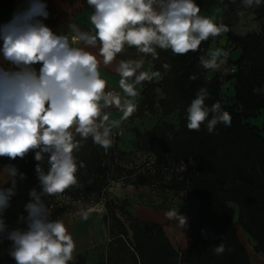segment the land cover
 I'll use <instances>...</instances> for the list:
<instances>
[{
  "label": "clouds",
  "instance_id": "clouds-1",
  "mask_svg": "<svg viewBox=\"0 0 264 264\" xmlns=\"http://www.w3.org/2000/svg\"><path fill=\"white\" fill-rule=\"evenodd\" d=\"M262 2L242 0L245 8ZM86 3L92 10L87 30L70 23L67 33L54 32L44 23L50 15L45 0H26L9 21L0 24V157L24 159L34 152L40 184L39 191L32 188L28 193L26 215L21 213L16 220L26 227L10 228L5 213L26 174L12 164L0 171L10 185L0 187V241L12 242L8 255L15 264H72L75 240L63 220L51 217L46 198L76 183L74 153L81 146L79 141L91 137L107 151L113 144L112 130L138 107V86L162 79L159 71L144 70L142 60H120L115 69L119 91L109 90L101 64L111 65L125 47L153 59H158L157 49L186 55L229 30L215 16L202 15L196 0ZM94 48L98 55L90 51ZM228 57L227 50L217 47L201 55L199 64L205 70H216ZM163 67L168 70L171 66L166 63ZM208 99V90L201 87L188 106L190 131L199 132L204 125L212 133L218 124L231 125L230 113L219 102L208 105ZM109 109L120 112L119 119L112 118ZM45 154L47 171L42 167ZM166 215L178 219L182 228L186 226L178 210ZM82 218L86 220L87 214ZM225 250L223 242L214 248L217 255Z\"/></svg>",
  "mask_w": 264,
  "mask_h": 264
},
{
  "label": "trees",
  "instance_id": "trees-1",
  "mask_svg": "<svg viewBox=\"0 0 264 264\" xmlns=\"http://www.w3.org/2000/svg\"><path fill=\"white\" fill-rule=\"evenodd\" d=\"M196 2L201 11L217 3L225 7L217 23L228 27L229 30L222 34L228 44L241 50L239 57L232 62L235 72L227 77L233 86L230 97L223 99L218 75L208 79L210 70L199 64V57L206 54L214 39L203 42L199 51L186 55H173L171 50L157 49L158 59H153L135 48L125 47L117 56L121 60H147L152 63L153 71L162 75L159 81L142 84V99L128 118L153 115L157 105L161 116L166 119L142 133L133 129L132 135L136 149L151 154L158 173L163 168L168 169L171 162L182 163L180 170L162 178L161 187L187 190L196 198V210L188 224L190 243L184 248H176L159 223L143 225L134 215L128 214L122 204L106 199L102 222L108 240L104 259L99 264H253L237 234L236 223L228 213L217 211V207L225 202L238 205V224L252 242L253 250L264 255V135L261 134L262 128L247 122V118L264 109V2L250 8H245L242 0ZM84 5L88 6L86 0ZM2 6L13 7L15 2L0 0ZM48 12L49 17L56 15L54 20L44 21L51 29L61 20H67L66 13ZM249 12L261 20L259 31L234 33L231 28L240 25L241 16ZM166 63L171 66L168 70L163 67ZM193 75L197 77L195 80L190 79ZM201 87L209 92L208 105L219 102L223 110L230 113V126L218 124L212 133L204 125L199 132L187 128V108ZM157 89L163 94L161 98L157 97ZM172 116L176 125L171 121ZM79 142L81 146L74 153L78 164L76 183L59 194L71 200L91 194L103 196L111 180H117L116 176H110V161L117 154L115 145L105 151L94 144L91 137ZM34 155L29 152L24 159L15 160L0 157V165H15L26 174V179L18 183L17 195L5 213L10 228L23 230L26 227L16 223L17 217L21 213L26 215L24 205L30 200V189L40 190L35 171L38 162ZM42 167L47 171V154ZM154 174H138L136 183L147 184L152 176H158ZM8 186V182L0 184V187ZM51 197L46 198L49 212L53 219H59L67 212L68 206L64 202L52 204ZM221 242L226 250L217 255L214 248ZM11 246V241H0V264H15L8 255ZM72 264L86 263L84 257L77 254Z\"/></svg>",
  "mask_w": 264,
  "mask_h": 264
},
{
  "label": "rangeland",
  "instance_id": "rangeland-1",
  "mask_svg": "<svg viewBox=\"0 0 264 264\" xmlns=\"http://www.w3.org/2000/svg\"><path fill=\"white\" fill-rule=\"evenodd\" d=\"M209 9L203 11V14L206 16H215V13ZM260 25L261 20L256 19L252 27L258 32ZM236 31L239 33H245L247 28L243 26L238 27ZM217 39L220 40V47L223 48L226 43V37L221 35ZM212 44L211 46H213ZM227 51L229 52L231 61L236 60L241 53L240 48L238 47L228 49ZM211 74L212 72L209 71L207 76H210ZM231 82L232 81L230 80L227 82L229 83V86H227L226 83L221 85V95L223 99H226L233 94V86ZM116 114L117 117L121 116L120 112ZM113 117L114 116L112 115V118ZM126 121L127 119L124 123H121L117 129L112 130V133L118 132V137L113 140L112 144V147L115 145L114 149L117 151V154L113 160L110 161L112 171L110 176H116L117 180H111L109 186L106 187L103 196L91 194L83 199L71 200L64 194H59L52 196L50 200L52 204L56 202H64L66 206H68L67 212L59 217V219L64 221L68 232L74 239L75 237H79L81 242L83 241V245H85L84 247L91 245L88 242L96 244L100 241V228H103L102 231H104L103 233L105 234L104 225L102 224L100 215L102 216L105 213L103 202L106 199H111L117 204H122L128 214L134 215L143 225L159 223L163 227L172 244L176 248H181L188 243V224L196 210V198L187 190L163 189L161 184L162 178L180 170V165H182V163L171 162L168 169L163 168L158 173L156 166H154L151 161V154L147 151L136 149L135 138L131 133L135 128L131 127V123H126ZM171 121L176 125L175 117L172 116ZM247 122L251 125H256L262 128L261 134L264 135V109L260 110L256 116L247 118ZM124 130L129 132L130 135L124 136ZM148 172L152 174L157 173L158 176H152L150 182L147 184L138 185L136 183V176L138 174H147ZM231 204H235L238 208L236 203L225 202L217 207V211L219 213H229ZM147 207L161 210L165 213V216L148 218V216L146 217L144 214V210L147 209ZM173 209L178 210V213L186 219L187 223L185 227L182 228L176 219H169L167 217L166 213ZM230 212L233 221L236 223V229L240 236L241 243L245 248L249 249L250 246L246 242V237L243 233L244 231L237 222L238 209L236 211L237 213H232V210ZM85 213L88 214L86 220L82 218L83 216H76Z\"/></svg>",
  "mask_w": 264,
  "mask_h": 264
},
{
  "label": "crops",
  "instance_id": "crops-1",
  "mask_svg": "<svg viewBox=\"0 0 264 264\" xmlns=\"http://www.w3.org/2000/svg\"><path fill=\"white\" fill-rule=\"evenodd\" d=\"M84 1L85 0H45V2L47 3V6H48L47 10L53 11V12H55V14L66 13V15H67V20H61L56 26H54V28H52V30L54 32L60 33L65 29L64 33H67L68 32V25L70 23H76V24L80 25L83 29L87 30L90 27L89 16H90L92 10L89 8V6L84 5ZM14 2H15V6H13V7H8V6L0 7V24H3L5 22L9 21L12 17V14L15 11L19 10L24 5L26 0H14ZM209 10L213 11L215 13V18H216V21L218 22L220 20V18L222 17L224 11H225V7L223 5L217 3V4L213 5L212 7H210ZM201 14L204 15L203 11H201ZM55 18H56V15L49 17L46 21H52ZM255 20H256V18L253 15V13L249 12V13L243 14L241 16V21H242L241 24L238 26L232 27L231 30L237 34H244V33H239L236 31V29L238 27L243 26V27L247 28L246 32L255 31L252 27L254 25ZM60 29H62V30H60ZM211 44L213 46H211ZM217 47L221 48L220 47V40L216 38L208 46L206 54L209 52V50L217 48ZM231 48H237V47H235L233 45H229L227 40H226V43L224 44L222 49L228 50ZM90 51H92L94 54L98 55V48L90 49ZM120 60L121 59L116 57L115 61L109 66H104L103 64H101V74L108 81L109 88H113L114 90H117V91H119L118 81H119L120 77L116 73L115 69H116V66L118 65ZM142 61H143L144 70L150 69L153 71L152 63H150L149 61L144 60V59H142ZM232 62L233 61H231L230 57H228L227 62L222 64L221 69L215 70V71L210 70L212 72V74L210 76H207L208 79L210 77H212L214 74H217L220 81H221V85L223 83H226L227 86H229V83H227V82L229 80L230 81H232V80L227 78V77L231 73L230 66L233 65ZM142 89H143L142 85L138 86L139 93L142 91ZM156 92H157L158 98H161L163 96L160 89H157ZM141 99H142V96L139 95L137 97V104L141 101ZM107 111H112L111 114L114 116L113 118L119 119V117H117V114H116V113H118V111L116 109H109ZM164 120H166V119H163V117L160 114V109L156 105L155 113L153 115L145 114L144 116H142L140 118H133V119L127 118L126 123H131V127H134L136 130H138L142 133L145 130L151 129L155 124H159ZM124 121L125 120H123L121 123H124ZM115 129H117V128H114L113 130H115ZM124 134H125L124 136L130 135L129 132H126V130H124ZM3 167L4 166L0 165V171H2ZM8 180H9V178L6 176V174L0 173V184H2L3 182L6 183V182H8ZM230 209L232 210V213H237L236 211L238 209V214H239V208H237V206L235 204H231ZM230 209H229L228 214L231 216V212H230L231 210ZM83 215L84 214H80V215H76V216H83ZM100 218L102 219L101 215H100ZM231 218H232V216H231ZM176 220H177L178 224H180L179 220L178 219H176ZM102 224H103V222H102ZM102 229L103 228H100L101 233H99V234H101L100 235V241L96 244L88 242L91 245H89L87 247H84L85 245H83V241L81 242V239H79V237L78 238L75 237V239L73 238L75 240V243H76V250L74 252V255L79 254V255L83 256L86 264H99L101 262V260H103V258H104L106 248H107V240L108 239L106 237V234L103 233L104 231H102ZM243 233H244V236L246 237L247 244L250 246V248L249 249L246 248V250L249 253V256H250L252 263L253 264H264V255H262L261 253H256L253 250L252 242L250 241L247 234L245 232H243ZM237 234H238V232H237ZM238 236H239V234H238ZM239 238H240V236H239ZM189 243H190V238H189V234H188V243L181 248L186 247Z\"/></svg>",
  "mask_w": 264,
  "mask_h": 264
},
{
  "label": "bare ground",
  "instance_id": "bare-ground-1",
  "mask_svg": "<svg viewBox=\"0 0 264 264\" xmlns=\"http://www.w3.org/2000/svg\"><path fill=\"white\" fill-rule=\"evenodd\" d=\"M144 214L145 216L148 218H158V217H164L165 213H163L161 210H157L155 208H149L147 207V209L144 210Z\"/></svg>",
  "mask_w": 264,
  "mask_h": 264
},
{
  "label": "built area",
  "instance_id": "built-area-1",
  "mask_svg": "<svg viewBox=\"0 0 264 264\" xmlns=\"http://www.w3.org/2000/svg\"><path fill=\"white\" fill-rule=\"evenodd\" d=\"M221 67H222V64H221V65L219 66V68L216 69V70L221 69ZM235 70H236V67H235L234 65H231V66H230V71H231V73L235 72ZM213 71H215V70H213ZM109 90H114V89H113V88H109ZM116 137H118V132H113V133H112V138H113V140H115ZM111 147H112V146H111Z\"/></svg>",
  "mask_w": 264,
  "mask_h": 264
}]
</instances>
